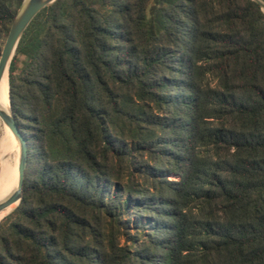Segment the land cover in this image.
Instances as JSON below:
<instances>
[{
    "label": "trees",
    "instance_id": "obj_1",
    "mask_svg": "<svg viewBox=\"0 0 264 264\" xmlns=\"http://www.w3.org/2000/svg\"><path fill=\"white\" fill-rule=\"evenodd\" d=\"M8 79L27 162L0 264H264L256 2L56 0Z\"/></svg>",
    "mask_w": 264,
    "mask_h": 264
},
{
    "label": "water",
    "instance_id": "obj_2",
    "mask_svg": "<svg viewBox=\"0 0 264 264\" xmlns=\"http://www.w3.org/2000/svg\"><path fill=\"white\" fill-rule=\"evenodd\" d=\"M56 0H23L14 21L11 24L9 29L6 41L1 51L0 55V78L2 76V72L6 62L9 59L11 52L13 53L8 66V76H9V67L10 63L16 53L18 44L30 25V23L34 20V18L46 7L52 5ZM256 2L261 11L264 13V0H252ZM0 117L6 123L10 129L12 130L14 136L19 141L21 146V167H20V176H19V184L18 189L14 191L5 201L0 203V211L9 207L12 203L17 202L19 204L22 198V187L24 181V174L27 162V144L25 139L21 135L12 115V111L9 108V112L6 114L0 111Z\"/></svg>",
    "mask_w": 264,
    "mask_h": 264
},
{
    "label": "bare ground",
    "instance_id": "obj_3",
    "mask_svg": "<svg viewBox=\"0 0 264 264\" xmlns=\"http://www.w3.org/2000/svg\"><path fill=\"white\" fill-rule=\"evenodd\" d=\"M12 52L9 56L8 61L6 62L2 76L0 78V111L4 113L9 112L10 100H9V79H8V66L9 61L12 56ZM1 121V117H0ZM8 134L10 136L11 144L13 149L17 153L18 167L15 170L7 159L9 154V147L5 146L0 138V203L5 201L14 191L18 189L19 176H20V167H21V146L19 141L14 136L10 127L6 124ZM16 203V202H14ZM12 203V204H14ZM11 204V205H12Z\"/></svg>",
    "mask_w": 264,
    "mask_h": 264
},
{
    "label": "rangeland",
    "instance_id": "obj_4",
    "mask_svg": "<svg viewBox=\"0 0 264 264\" xmlns=\"http://www.w3.org/2000/svg\"><path fill=\"white\" fill-rule=\"evenodd\" d=\"M27 59L26 58H20L19 59V68L25 66L27 64ZM0 138H2L3 143L5 144V146L9 147V154H8V158L10 165L16 170L18 167V160H17V153L16 151L13 149L12 144H11V140H10V136L8 134L7 131V127H6V123H4V121L1 119L0 121ZM0 161H1V157H0ZM171 179H173L171 177ZM17 202L10 205L9 207L3 209L2 211H0V221L3 220L7 215H9L16 207H17Z\"/></svg>",
    "mask_w": 264,
    "mask_h": 264
}]
</instances>
